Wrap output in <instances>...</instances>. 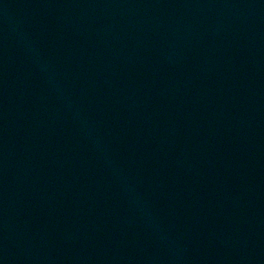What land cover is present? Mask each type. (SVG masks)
Returning <instances> with one entry per match:
<instances>
[{
	"label": "water",
	"instance_id": "obj_1",
	"mask_svg": "<svg viewBox=\"0 0 264 264\" xmlns=\"http://www.w3.org/2000/svg\"><path fill=\"white\" fill-rule=\"evenodd\" d=\"M0 264H264V0H0Z\"/></svg>",
	"mask_w": 264,
	"mask_h": 264
}]
</instances>
